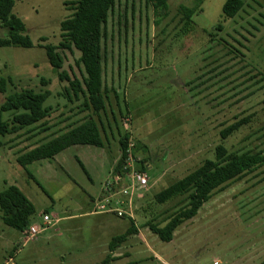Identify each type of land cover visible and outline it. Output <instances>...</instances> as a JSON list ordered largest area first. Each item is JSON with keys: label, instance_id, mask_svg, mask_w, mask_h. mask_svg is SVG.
Returning <instances> with one entry per match:
<instances>
[{"label": "rangeland", "instance_id": "374dc122", "mask_svg": "<svg viewBox=\"0 0 264 264\" xmlns=\"http://www.w3.org/2000/svg\"><path fill=\"white\" fill-rule=\"evenodd\" d=\"M225 1L197 7L196 0H169L163 14L146 0H117L102 46L108 97L97 114L84 108L82 96L68 98L70 80L85 76L80 52H60V73L70 80L46 55V45L62 40L60 25L70 15L64 0L16 2L13 13L33 47H0V77L9 80L0 107L11 94L32 89L50 91L45 106L52 112L41 124L0 135V193L17 186L35 206L32 225L43 229L33 237L28 229L21 233L2 222L0 210V264H264V166L217 190L171 242L150 229L164 227L188 203V194L165 204L156 195L214 160L219 145L228 153H264V0H243L233 19L223 18ZM182 7L197 9L191 22ZM7 33L0 27V38ZM15 113L1 112L0 119ZM91 118L101 128V162L97 147L73 146L26 169L18 164L24 152ZM241 119L247 123L222 139L221 130ZM125 136L134 160L126 168L146 166L149 185L130 198V217L96 213L93 200L112 185ZM119 184L117 192L128 180ZM129 218L137 232L111 252L112 238L131 228Z\"/></svg>", "mask_w": 264, "mask_h": 264}, {"label": "trees", "instance_id": "16d2710c", "mask_svg": "<svg viewBox=\"0 0 264 264\" xmlns=\"http://www.w3.org/2000/svg\"><path fill=\"white\" fill-rule=\"evenodd\" d=\"M17 1L20 0H0V27L8 31L6 37L0 38V47L32 48L33 43L26 33L24 22L13 13ZM146 1L153 6L155 12L164 11L163 14L167 13L169 0ZM196 1L198 3L197 7H199L205 0ZM63 4L70 11V15L60 25L62 40L57 46L46 45V55L53 70L60 73L63 66V58L60 52L62 50L72 51L73 49L80 52L79 60L85 72L83 81L70 80L65 73H60L59 76L61 79L66 77L70 80V88L74 97L67 90L69 100L73 101V99H79L82 96L84 98V108L93 110L97 114L105 110L108 97V89L105 87L103 77L102 46L106 39L107 24L117 0H64ZM243 7V0H226L222 10L223 18L233 19ZM182 10L184 11V19L188 23L197 13L195 8L182 7ZM8 83V79L0 77V93L5 94L7 92ZM50 95V91L36 93L32 89H26L8 96L0 107V114L8 111L16 113L8 122L0 119V135L16 134L25 128L46 121L52 112V107L45 106ZM247 120L241 119L226 126L220 132L221 138L227 139L240 126L247 123ZM127 144L128 137L125 136L120 142L122 155L116 166V174H122V169L128 157ZM78 145L104 147L101 128L96 120L91 118L67 132L24 152L17 158V162L26 169L32 163L50 160L62 151ZM78 163L86 172L82 162L78 160ZM261 166H264L263 152L228 153L223 144L219 145L216 148L214 160H205L200 167L156 195V202L165 204L173 198L188 194V203L185 207L179 209L164 227L151 225V231L162 242H171L174 232L184 222L196 217L202 206L211 199L217 190L233 181L241 180L245 175ZM140 170L145 172L147 167L143 165ZM27 173L31 179L38 183L28 170ZM0 210L2 212V222L21 233L32 226L33 218L37 213L33 203L15 185L9 186L0 193ZM130 221L131 228L125 233L112 238L109 245L111 252H114L117 247L125 242L129 235L137 232L133 220L130 219Z\"/></svg>", "mask_w": 264, "mask_h": 264}, {"label": "built area", "instance_id": "2783aa9c", "mask_svg": "<svg viewBox=\"0 0 264 264\" xmlns=\"http://www.w3.org/2000/svg\"><path fill=\"white\" fill-rule=\"evenodd\" d=\"M132 147L133 145L129 144V148L127 149L128 157L126 165H128L129 161L134 163L133 156L131 155L133 149ZM126 165L124 166V169L126 170L125 174H115V179L113 175V181L111 180L112 185L109 184V188L105 189L103 192V197L98 201H95L96 213H110L119 218L130 217V198L135 192H140V190L146 189L149 185V179L145 172L130 171L129 168H126ZM130 178H132L131 184ZM125 180H128L127 187L125 190H119V192H117V188L120 185L119 183ZM105 192L106 195L104 194ZM49 220V217L45 216L42 224L47 227L51 224ZM42 230L43 229H39V226L34 224L28 229L27 234L33 237L40 234Z\"/></svg>", "mask_w": 264, "mask_h": 264}, {"label": "crops", "instance_id": "0c3cea01", "mask_svg": "<svg viewBox=\"0 0 264 264\" xmlns=\"http://www.w3.org/2000/svg\"><path fill=\"white\" fill-rule=\"evenodd\" d=\"M78 146H79V145H78ZM76 147H77V146H76ZM98 149L101 150V151H100L101 153H100L99 151H97V153H98V152H99V153H98V155H97L96 158H97V160L100 158V160H98V161L101 162V161L103 160V159H101V158H102L101 156L104 157V155H103L104 153H103V152L105 151V147H104V148H103V147H102V148H98ZM119 152H120V148H119V150H118V154H119ZM120 153H121V152H120ZM99 155H100V156H99ZM118 159H119V157H117V158L114 160V163H116V162L118 161ZM115 161H116V162H115ZM113 166H114V164H113ZM99 193H100V194H99ZM99 193H98L99 195L97 194L98 196L95 198V199H97V200H98V199H101V198L103 197V191H100ZM95 199L93 200V202L96 201Z\"/></svg>", "mask_w": 264, "mask_h": 264}]
</instances>
